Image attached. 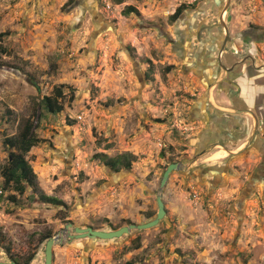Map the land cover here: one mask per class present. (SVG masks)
<instances>
[{"label": "rangeland", "instance_id": "1", "mask_svg": "<svg viewBox=\"0 0 264 264\" xmlns=\"http://www.w3.org/2000/svg\"><path fill=\"white\" fill-rule=\"evenodd\" d=\"M231 1L226 17L236 39L247 25L264 28V0ZM223 2L0 0V261L33 254L29 264H44L45 237L68 224L109 231L146 223L161 191L166 214L158 225L112 240L67 241L66 233L52 264H264V195L242 194L249 164L229 163L215 179L199 166L223 151L212 148L193 174L173 171L160 186L168 165L190 166L191 140L204 127L192 117L204 87L169 40L186 35L189 60L194 33L217 22ZM181 5L189 14L177 24L171 16ZM127 7L136 10L124 14ZM192 12L209 15L194 21ZM235 57L228 50L224 59ZM60 86L63 110L49 113L41 100ZM27 119L42 142L26 155L36 178L21 194L4 189L1 170L12 151L4 139ZM121 155L129 169L105 165Z\"/></svg>", "mask_w": 264, "mask_h": 264}, {"label": "flooded vegetation", "instance_id": "2", "mask_svg": "<svg viewBox=\"0 0 264 264\" xmlns=\"http://www.w3.org/2000/svg\"><path fill=\"white\" fill-rule=\"evenodd\" d=\"M231 2V0H225L221 4L214 26L209 24L205 27L203 24L202 29L194 33L196 42H194L193 52L189 53L191 55L189 60L185 59L186 56H183L181 51L186 35L169 40V43L177 50L182 66L186 67L187 72L194 74L205 91L197 99L192 110L193 121H201L204 127L191 140L195 154L192 156L190 166L184 170L193 174L201 164L200 168L207 169V172L216 179L223 169H227L225 173H229V163L241 160L244 164H249L242 174L247 180L242 194L243 192L252 193L255 198L260 192L264 195V60H261L262 55H260L262 53L260 44L264 43V28L254 29L253 25H247L236 39L234 32L229 29L226 17ZM178 8L181 10L177 13ZM178 8L171 17L180 24L189 12L186 11L185 5ZM190 14L194 21L198 15H209L206 12ZM208 15L206 17L210 18ZM213 29L216 30L215 34L212 32ZM202 33H205L204 37L201 36ZM228 50L238 57L230 62L226 61L224 56ZM222 65L227 68V72L223 70ZM210 66L212 73L209 76L212 80L206 77ZM220 92L224 95L230 109H225L226 111L223 112L212 108L209 104L208 108L213 109V113L207 117V121L202 115L195 116V112L201 106L199 104L204 99H209L212 94L217 95ZM193 95L196 96L195 93ZM229 144L236 146L230 149ZM220 145L225 147L222 149L226 154L222 158L215 159L222 161H211L214 152L210 154L212 156L208 159L203 158L205 160L202 159L198 164L199 157L212 148L221 147ZM174 163L182 164L179 161ZM190 168L193 169L190 170ZM7 262L17 263V260L10 258Z\"/></svg>", "mask_w": 264, "mask_h": 264}, {"label": "trees", "instance_id": "3", "mask_svg": "<svg viewBox=\"0 0 264 264\" xmlns=\"http://www.w3.org/2000/svg\"><path fill=\"white\" fill-rule=\"evenodd\" d=\"M122 0H117V3H121ZM135 8L127 7L124 11V14H129L132 11H135ZM181 8L177 9V13L180 12ZM174 18V17H173ZM2 35H0V40ZM62 86L56 87L53 90L52 95L44 96L41 100L42 105L45 110L49 113H59L63 110V105L60 99L64 96L61 89ZM33 123L27 119L24 123V127L15 137H6L4 139V144L10 148L8 154V160L6 165L1 170V175L3 177V187L8 189L13 187L18 193H23L27 186L34 187L36 174L33 172L32 167L30 166L26 155L30 150L42 142V139L36 137L33 131ZM105 165L111 168L112 170L117 171L120 166L125 169L131 167V160L127 156L121 155L116 158H110L105 161ZM39 199L44 203H49L54 206H66L62 200L57 199L56 197H50L44 194L38 196ZM14 199V197H10ZM50 237H45L49 239ZM33 254H31L23 263L17 261L18 264H29L32 260Z\"/></svg>", "mask_w": 264, "mask_h": 264}, {"label": "water", "instance_id": "4", "mask_svg": "<svg viewBox=\"0 0 264 264\" xmlns=\"http://www.w3.org/2000/svg\"><path fill=\"white\" fill-rule=\"evenodd\" d=\"M222 15H221V21H222ZM224 25V23H223ZM226 29V33H227V28ZM219 59H220V53L218 55ZM222 68L224 71H228L227 68L222 65ZM217 84V83H216ZM221 147H223L225 149V147L223 145H220ZM189 166L187 165H180L178 163H172L170 165H168V167L166 168V170L163 173V177H162V181H161V188H163L170 176V174L175 171V170H184L187 169ZM157 206H158V211L156 216L146 222V223H142V224H130L128 226H123L117 230H109V231H102V230H94L91 227H85V228H80V227H74L72 226V224H68L65 229L63 231H61L59 234L50 237L45 245V263L44 264H52V258H53V246L54 244L57 243H62L64 241V239L62 237H60L61 235L63 236L64 234L67 233L68 235V239L72 240V239H81V238H89L91 240H96V239H100V240H112V239H116L119 238L125 234H129L131 231L133 230H145V229H150L156 225L159 224L160 221H162L165 217L166 214V210H165V205L164 202L162 200V196H161V191L159 193V195L157 196ZM71 231H73V233H71ZM0 264H17L16 262H2L0 261Z\"/></svg>", "mask_w": 264, "mask_h": 264}, {"label": "crops", "instance_id": "5", "mask_svg": "<svg viewBox=\"0 0 264 264\" xmlns=\"http://www.w3.org/2000/svg\"><path fill=\"white\" fill-rule=\"evenodd\" d=\"M222 96H224L222 93H220ZM219 96V95H218ZM215 93L214 95L212 94V97H210L209 99H204L202 103L199 104V110L197 112H195V116H203L204 118H206L207 121V117L213 113V109L208 108V105L210 104L212 108L217 109V110H221L223 112H225V109H230L228 106H226V104H222L220 102H218L217 97H218ZM220 97V96H219ZM218 97V98H219ZM220 99V98H219ZM199 122V121H198ZM201 122V121H200ZM35 147H33L34 150ZM99 229V228H98Z\"/></svg>", "mask_w": 264, "mask_h": 264}, {"label": "bare ground", "instance_id": "6", "mask_svg": "<svg viewBox=\"0 0 264 264\" xmlns=\"http://www.w3.org/2000/svg\"><path fill=\"white\" fill-rule=\"evenodd\" d=\"M225 154L226 153L224 151L220 150V151H217L214 153L213 158H222L225 156ZM60 237H62V236H60Z\"/></svg>", "mask_w": 264, "mask_h": 264}]
</instances>
